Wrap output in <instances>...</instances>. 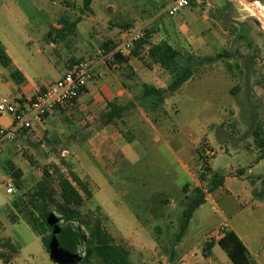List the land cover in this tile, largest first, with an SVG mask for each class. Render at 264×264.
Segmentation results:
<instances>
[{"label": "rangeland", "instance_id": "1", "mask_svg": "<svg viewBox=\"0 0 264 264\" xmlns=\"http://www.w3.org/2000/svg\"><path fill=\"white\" fill-rule=\"evenodd\" d=\"M14 1L28 18L26 22L18 18L20 23L28 22L26 29L36 39L59 16L74 20L83 15L78 45L86 42L96 49L103 26L109 23L132 37L141 31L140 38L148 42L158 33H167L183 60L223 54L213 62L193 66L192 81L169 97V116L152 123L157 130L149 128L150 117L148 122L140 120L145 134L139 138L137 159L123 162L116 150L104 149L107 158L99 157L102 170L83 158V165L71 157L64 164H45L50 169H46L44 193L60 200L62 177L70 179L71 172L88 177L93 197L84 196L76 208L79 221L74 224L84 228L82 222L102 220L115 243L129 251L132 264H233L220 246L206 249L222 236L223 229H232L255 260L264 264V168L258 183L253 180L252 201L241 181L231 185L232 194L221 188L209 193L211 169L230 176L232 167L240 178V168L249 171L255 158L253 131L264 126V1L210 0V6L193 5L176 16L165 12L171 0H93L89 9L84 0ZM87 51L86 58L91 49ZM132 135L136 134L127 137ZM238 148L251 155L241 157ZM253 170L256 174L258 169ZM195 179L208 198L175 243L183 212L195 197ZM41 181L32 175L9 201L2 194L5 185L0 184V264H64L45 251L25 218L33 206L30 200L36 199L33 195L41 192ZM13 237L20 247L13 246ZM191 252L197 254L191 257Z\"/></svg>", "mask_w": 264, "mask_h": 264}, {"label": "crops", "instance_id": "2", "mask_svg": "<svg viewBox=\"0 0 264 264\" xmlns=\"http://www.w3.org/2000/svg\"><path fill=\"white\" fill-rule=\"evenodd\" d=\"M1 2L0 40L24 79L21 83H16L10 72L0 65V98L6 97L20 103L34 100L45 87L62 78L70 66L81 59L92 60L93 70L85 90L73 105L56 110L43 124L35 125L31 130L19 133L13 143L5 142L0 145V184L3 183L5 186L14 184L17 192L27 185L26 182L32 175H37L38 180L39 178L43 179L44 171L50 169L45 164H64L69 161L67 159L70 157L80 162L82 158L86 161L90 160L101 169L99 157L107 158L103 154L104 149L111 152L116 150L117 159L123 162L133 160L134 156L137 159L136 150L139 149V140L145 134L143 132L145 128H142L140 120L142 119L143 123L148 122L147 119L150 117L149 128L157 130L152 123L162 122L169 116L167 110L170 103L169 97L177 93L183 86L176 92L168 94L158 109H151L141 99L144 85L167 89L171 83V76L160 64L152 62L148 58L150 45L143 47L140 57L134 56L130 50L127 56H122L125 59L123 62L116 60L111 53L100 57L96 55V51L100 47L104 48L103 44L106 43L113 49L126 40H129L133 45L134 41L140 39L141 31L134 32L133 34H137L132 37L130 33L122 31L120 27H111L109 23H105L102 29L104 35L100 36L98 46L94 49L90 43L81 42L80 45L76 43L79 26L85 21L83 15L77 16L74 20L59 16L51 26L56 37L53 39L50 28L48 32L43 29L41 37L36 39L26 29V25L29 23L27 22L25 26L20 23L18 18L24 22L28 21V18L25 13L23 14L18 4L14 0H10L8 3L4 0ZM149 43L170 45L176 48L167 33H158L156 37H151ZM89 49H91V53L86 58L85 53ZM193 78L194 76L184 85H188ZM112 103L124 108V111L119 116L108 119L109 105ZM12 121L11 116L0 115V126H8ZM131 132L136 135L127 137ZM256 149L255 153L252 151L255 158L248 165L249 171L240 168L241 177L239 178L231 167V175H224V184L219 188L232 194L231 185L241 181L246 188L248 199L253 200L255 185L253 180L256 181V184L258 183V178L264 168V159L257 161L260 154H257L259 150ZM238 153L243 158L251 155L241 148H238ZM192 159L194 160V157ZM10 164L16 170H21L19 177L14 175ZM81 164L83 165L82 162ZM40 165H43L42 178L39 171ZM35 167L38 168L37 171ZM254 168L259 170L256 171V174ZM211 171L214 172L212 169ZM88 173L98 187L93 175L89 171ZM245 178H249V183L244 181ZM195 183V188L200 187L197 179H195ZM187 188L191 187L188 185ZM1 189L2 194L9 201L13 194H7L4 186ZM29 189L31 188L29 187ZM207 198L208 195H206V201ZM7 204L8 208L6 209L9 210L10 204ZM224 231L223 229L221 232L222 236ZM32 232L37 235L33 230ZM218 240L215 245H218ZM11 243L13 246L20 247L14 237L11 238ZM43 247L47 252L44 245ZM20 253L21 250L13 257V260H16Z\"/></svg>", "mask_w": 264, "mask_h": 264}, {"label": "trees", "instance_id": "3", "mask_svg": "<svg viewBox=\"0 0 264 264\" xmlns=\"http://www.w3.org/2000/svg\"><path fill=\"white\" fill-rule=\"evenodd\" d=\"M92 2L93 0H84V6L89 9ZM125 27L128 28L129 26ZM133 45L134 47H131L130 50L137 57H140V51L145 45H150L148 58L152 62L160 64L171 76V83L167 89L144 85L141 99L151 109H158L168 94L176 92L192 78L194 65L202 62H213L223 57V54H217L216 57H206L201 60L192 57H186L183 60L180 52L170 45L150 44L144 38L134 41ZM103 46L106 52L113 50V47H108V43L103 44ZM114 57L120 62L125 60L119 53L114 54ZM0 65L10 72L16 83L23 81L22 73L13 64L1 40ZM109 106L108 119H113L124 111V108L118 107L114 103ZM253 136L256 147L260 151L257 161L263 160L264 126L258 125L253 131ZM201 158L205 159L203 153H201ZM10 168L14 170L16 177L21 175V170H16L11 164ZM70 176V179L61 178L60 200H56L51 195L44 193L47 178V171L45 170L44 177L39 184L41 192H38L39 188H37V194L33 195H36V199L33 202L30 200L33 205L32 209L25 215L26 221L41 238L47 252L52 253V257L64 264H89L93 260L99 264H132L129 251L115 243L112 235L104 229L102 220L96 219L94 222H82L84 228L80 224H74V221H79V211L76 208L83 204L84 196L92 198L93 193L89 187L88 177L82 179L74 172H71ZM224 179V175L212 172L209 193L223 186ZM194 190L195 197L188 202L183 212L180 231L175 237V243H178L184 236L196 209L206 202L205 191L200 187ZM217 244L228 254L233 264H259L233 230H225L224 235L218 240ZM214 245L215 243L211 242L206 249L210 250Z\"/></svg>", "mask_w": 264, "mask_h": 264}, {"label": "built area", "instance_id": "4", "mask_svg": "<svg viewBox=\"0 0 264 264\" xmlns=\"http://www.w3.org/2000/svg\"><path fill=\"white\" fill-rule=\"evenodd\" d=\"M193 5L210 6L211 1L171 0L165 12L169 16H176ZM131 45L129 40L123 41L111 52H106L103 47H100L96 55L103 57L108 53L111 55L119 53L121 56H127ZM92 70L93 61L81 59L72 64L62 78L45 87L34 100L20 103L6 97L0 98V115L6 114L13 118L10 125L0 126V145L5 142H14L19 133L29 131L35 125L43 124L56 110L73 105L85 90ZM5 191L10 195L14 194L15 189L8 185L5 186ZM195 254L196 252H191V257Z\"/></svg>", "mask_w": 264, "mask_h": 264}, {"label": "bare ground", "instance_id": "5", "mask_svg": "<svg viewBox=\"0 0 264 264\" xmlns=\"http://www.w3.org/2000/svg\"><path fill=\"white\" fill-rule=\"evenodd\" d=\"M258 5V4H257ZM247 8V7H246ZM249 9V8H248ZM250 10V9H249Z\"/></svg>", "mask_w": 264, "mask_h": 264}]
</instances>
